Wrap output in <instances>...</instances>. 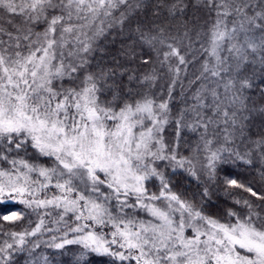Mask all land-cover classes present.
<instances>
[{
	"label": "snow or ice",
	"instance_id": "obj_1",
	"mask_svg": "<svg viewBox=\"0 0 264 264\" xmlns=\"http://www.w3.org/2000/svg\"><path fill=\"white\" fill-rule=\"evenodd\" d=\"M12 203L0 264H264V0H0Z\"/></svg>",
	"mask_w": 264,
	"mask_h": 264
},
{
	"label": "trees",
	"instance_id": "obj_2",
	"mask_svg": "<svg viewBox=\"0 0 264 264\" xmlns=\"http://www.w3.org/2000/svg\"><path fill=\"white\" fill-rule=\"evenodd\" d=\"M257 124H259V121H257ZM229 171L233 172L234 174H239V177L241 179L245 178L248 175V173L245 172L240 167L229 169ZM180 179L183 180V177H181ZM190 186L194 187V185H190ZM244 195H248V194H244ZM217 203L220 204L221 206H224L226 204H230V201H226L225 199H220V200L217 201L214 198V205L217 204ZM8 209L20 210L18 205H10V204H8L6 206H0V211H7ZM213 210H215V208ZM23 212L25 213V221L19 222V227L28 226L26 221H29V220H31L33 223L36 222V219H37L36 216L31 214L28 209H24Z\"/></svg>",
	"mask_w": 264,
	"mask_h": 264
},
{
	"label": "rangeland",
	"instance_id": "obj_3",
	"mask_svg": "<svg viewBox=\"0 0 264 264\" xmlns=\"http://www.w3.org/2000/svg\"><path fill=\"white\" fill-rule=\"evenodd\" d=\"M10 205H18V206H19V208H20V210H19V211H22V212H23V210H24V209H26V208H24V206H23V205H19V204H16V203H12V204H10Z\"/></svg>",
	"mask_w": 264,
	"mask_h": 264
}]
</instances>
